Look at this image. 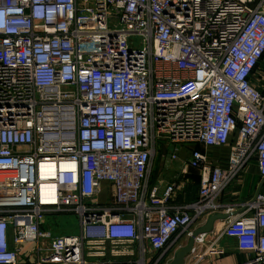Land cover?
Masks as SVG:
<instances>
[{"label": "built area", "instance_id": "1", "mask_svg": "<svg viewBox=\"0 0 264 264\" xmlns=\"http://www.w3.org/2000/svg\"><path fill=\"white\" fill-rule=\"evenodd\" d=\"M263 55L264 0H0V264H169L236 210L184 264L221 237L264 264V191L218 200L253 161L264 179ZM190 142L230 151L221 166L192 150L198 198L177 205L150 171ZM54 214L78 232L46 227Z\"/></svg>", "mask_w": 264, "mask_h": 264}, {"label": "crops", "instance_id": "2", "mask_svg": "<svg viewBox=\"0 0 264 264\" xmlns=\"http://www.w3.org/2000/svg\"><path fill=\"white\" fill-rule=\"evenodd\" d=\"M256 70L254 76L255 82H257L260 87L264 88V55ZM183 144L186 145V148L183 151L181 150L179 158L177 156L176 159L170 158L168 161H166V158L168 152L171 151L172 145L166 144L165 147L162 146L158 148L160 151L165 150L166 152H161V160L155 157L150 171V186L155 185L159 189H163L168 182H175L177 184L172 200L173 204L177 205L190 203L198 198L197 192L200 183L199 170L187 166V160L191 156L192 150H200L207 153L209 161H211L213 165L217 164L221 166L226 165V158L230 151L228 146L206 147L204 144L192 142ZM157 154H159L158 151ZM260 182L261 178L258 175V168L256 162L253 161L249 167L222 192L223 194L220 195L218 200L228 203H240L245 201L257 191ZM239 212L240 210H236L233 213ZM224 224V219L216 220L213 223L212 231L207 233V237L209 239L216 238L222 232ZM218 243L224 247L225 252L219 256H211L204 259L201 264H237L247 258V254L236 250L232 238L221 237ZM27 247H29L28 244L23 245V249L28 250L29 248Z\"/></svg>", "mask_w": 264, "mask_h": 264}, {"label": "rangeland", "instance_id": "3", "mask_svg": "<svg viewBox=\"0 0 264 264\" xmlns=\"http://www.w3.org/2000/svg\"><path fill=\"white\" fill-rule=\"evenodd\" d=\"M186 145L183 144L178 150H177V155L179 158V155L181 153V150L183 151L186 147ZM171 150V149H170ZM159 154L156 155V158H160L161 160V152H166L165 150H157ZM170 153V152H168ZM159 156V157H158ZM47 224L46 227L51 228L54 230L56 233L60 234H69V233H77L78 232V222L77 218L74 214H54L52 216H47L46 217ZM29 250H31L32 245L28 244ZM113 248V246H112ZM111 246H107L108 250L112 249ZM122 260V259H121ZM120 264H129L127 262H121Z\"/></svg>", "mask_w": 264, "mask_h": 264}, {"label": "water", "instance_id": "4", "mask_svg": "<svg viewBox=\"0 0 264 264\" xmlns=\"http://www.w3.org/2000/svg\"><path fill=\"white\" fill-rule=\"evenodd\" d=\"M172 148L171 151L172 152ZM171 154L168 153L167 154V158L166 161H168L170 159ZM263 190L264 191V179L261 181L258 190ZM231 215H234V213H216V214H211L207 221L205 222L204 225L201 226V228L197 229L194 231L193 235L187 240L186 245L184 247H182L181 249H179L174 258L171 260V262H169V264H184V258L186 257V255L190 252L192 246H193V239L195 236H197L198 234H202V232L208 233L211 232L213 229V223L218 220V219H225Z\"/></svg>", "mask_w": 264, "mask_h": 264}]
</instances>
